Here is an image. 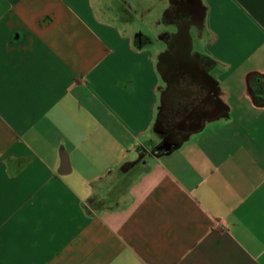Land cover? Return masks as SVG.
Returning <instances> with one entry per match:
<instances>
[{
  "label": "crops",
  "instance_id": "obj_1",
  "mask_svg": "<svg viewBox=\"0 0 264 264\" xmlns=\"http://www.w3.org/2000/svg\"><path fill=\"white\" fill-rule=\"evenodd\" d=\"M197 5L0 0V264H264V0Z\"/></svg>",
  "mask_w": 264,
  "mask_h": 264
},
{
  "label": "rangeland",
  "instance_id": "obj_2",
  "mask_svg": "<svg viewBox=\"0 0 264 264\" xmlns=\"http://www.w3.org/2000/svg\"><path fill=\"white\" fill-rule=\"evenodd\" d=\"M129 3L138 7L136 13H130V23L138 29L140 33L151 39L153 42H157L156 38L159 32L174 27L177 30V26L174 23L168 22L164 18V12L169 5V0H129ZM190 29L194 38L196 32L194 24ZM120 171L121 173L126 172V167L121 168ZM119 176L120 177H117L114 180H109L107 177L101 179L95 187V192L87 201V208L97 209L103 207L107 203L106 200L109 190L115 185L117 186L120 182H126L128 180L127 176Z\"/></svg>",
  "mask_w": 264,
  "mask_h": 264
},
{
  "label": "flooded vegetation",
  "instance_id": "obj_3",
  "mask_svg": "<svg viewBox=\"0 0 264 264\" xmlns=\"http://www.w3.org/2000/svg\"><path fill=\"white\" fill-rule=\"evenodd\" d=\"M200 15L201 6L197 5V0H171L166 18L177 26L180 33H184L186 28L199 22ZM176 41L177 44L184 41L182 35Z\"/></svg>",
  "mask_w": 264,
  "mask_h": 264
},
{
  "label": "water",
  "instance_id": "obj_4",
  "mask_svg": "<svg viewBox=\"0 0 264 264\" xmlns=\"http://www.w3.org/2000/svg\"><path fill=\"white\" fill-rule=\"evenodd\" d=\"M187 31V29H185V32Z\"/></svg>",
  "mask_w": 264,
  "mask_h": 264
},
{
  "label": "trees",
  "instance_id": "obj_5",
  "mask_svg": "<svg viewBox=\"0 0 264 264\" xmlns=\"http://www.w3.org/2000/svg\"><path fill=\"white\" fill-rule=\"evenodd\" d=\"M166 14H167V12H166Z\"/></svg>",
  "mask_w": 264,
  "mask_h": 264
}]
</instances>
